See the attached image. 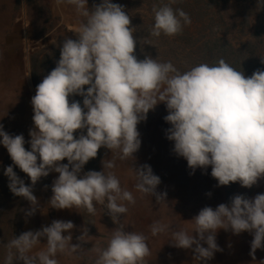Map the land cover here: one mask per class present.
I'll use <instances>...</instances> for the list:
<instances>
[{
	"label": "clouds",
	"instance_id": "obj_1",
	"mask_svg": "<svg viewBox=\"0 0 264 264\" xmlns=\"http://www.w3.org/2000/svg\"><path fill=\"white\" fill-rule=\"evenodd\" d=\"M175 2L168 0L153 8L150 35L174 36L190 23L187 13L170 6ZM53 3L57 10L72 6L83 20L78 23L76 39L63 40L55 67L36 85L30 98L33 128L28 133L29 150H25L22 134H7L0 125V146L30 181L26 186L9 165L3 172L7 187L14 196L29 202L32 208L26 215L30 216L37 206L32 185L50 171L58 173L51 185L49 207L82 208L94 215L99 205L118 225L106 247L93 249L94 264H146L151 254L147 237L124 231L121 223L127 212L124 202L134 203L133 196L110 171L116 160L129 161L139 149L137 124L163 103L167 112L163 120L169 125L165 138L189 169L210 166L217 186L238 182L249 188L264 176V70L246 77L222 58L183 72L171 62L148 56L138 60L133 28L120 5L111 0H100L92 8L87 7V0ZM257 4L264 5V0ZM72 96L82 99L69 102ZM102 147L111 152V158L102 161L103 170L80 175ZM62 160L67 163L61 164ZM133 171L136 191L164 201V194L155 192L160 180L149 165ZM73 227L71 221L53 220L37 231L13 237L6 245L4 264H57L58 253L70 255L81 247L70 243ZM167 228L156 221L149 225V234L156 237ZM218 229L251 233L249 254L254 259L255 251L264 247V193L251 199L235 195L215 209L203 207L192 218L190 228L172 231L169 239L176 248H191L195 264H200L219 250L215 243ZM86 236L84 228L77 240L85 242ZM42 238L46 243L38 249Z\"/></svg>",
	"mask_w": 264,
	"mask_h": 264
},
{
	"label": "rangeland",
	"instance_id": "obj_2",
	"mask_svg": "<svg viewBox=\"0 0 264 264\" xmlns=\"http://www.w3.org/2000/svg\"><path fill=\"white\" fill-rule=\"evenodd\" d=\"M99 2L100 0H87V7L92 8ZM111 2L120 5L129 16V26L133 28V37L136 41L134 50L138 49V60L148 56L156 58L159 62L189 63L182 50L176 48L175 44L174 46L170 44L171 36L161 34L159 37H154L150 35L154 8L152 2L149 0H111ZM238 4L236 0L229 1L226 10L222 11L227 23V31L223 33L215 29L217 35H224L223 38L228 40L231 46L232 44L237 45L244 33L249 30L241 27L242 33H240L237 28L234 30L230 25L237 18ZM82 20L83 18L76 15L72 6L64 5L57 10L53 0H0V125L7 134H22L25 140V150H29L28 133L33 128L30 98L35 94V87L31 78V56L33 54L43 55L50 52L51 48L60 50L64 39H76V29ZM173 47L175 51H171ZM48 73L40 71L39 81L41 82ZM73 99L75 96L70 97L69 102ZM76 135L77 133H74V137ZM104 150L103 147L98 149L96 157L89 159L82 167L80 175L90 170L98 172L103 170ZM60 163L65 164L67 161L62 160ZM9 165L13 167L17 177L23 179L25 185L28 186L29 178L12 163L6 149L0 146V183L3 187L5 186L9 194L13 195L7 187V177L3 174L4 168ZM57 176L58 173L50 171L47 176L41 177L32 185V194L36 197L37 206L30 216L26 213L31 210L32 206L27 200L21 197L0 195V221L7 223L13 218L12 214L18 208L15 226L19 230V235L26 231L34 232L41 229L43 217L39 216L40 213L45 212V215L49 213L51 222L53 220L71 221L74 227L71 230L70 243H80L81 247L70 255L58 253L57 264H64L65 259L69 263L70 256L71 264H94L96 253L93 249L106 247L113 229L118 225L113 224L107 211L99 205L96 206L94 215L82 208L53 209L49 207L48 200L52 195L51 185ZM200 179V191L193 194V197L203 206L213 209L221 203L228 204L235 195H243L251 199L259 193H264V176L249 188L241 187L238 182H230L227 186H217L216 180L213 183L211 178L210 188H207L204 178ZM137 195L138 198L134 199L137 207L134 210L136 214H141V222L136 226L129 224L127 209L126 214L121 217L124 231L130 232L133 227H136L138 233L146 234L149 244L160 245V249L165 250L168 244L173 245L172 241L169 242L172 231L181 227L190 228L191 223L189 224L188 221L180 225V220L176 222L175 217L172 219L175 210L168 207L169 203L163 200L157 202L155 196L150 195H146L147 200L144 201L142 195L145 194ZM124 203L127 208L128 203ZM134 210L130 212L131 215ZM156 221L168 225V228L152 238L149 234V225ZM44 225L48 226L49 223ZM84 228H87L88 236L85 237V242H80L77 237L81 235ZM67 234L62 233V235ZM193 236L195 237V233ZM251 239L252 235L249 232L233 234L230 229L227 231L218 229L215 233V243L219 250L215 251L210 259L201 261L200 264H260V261L264 260V247L255 251L253 259V256L249 254ZM40 243L38 249H43V240ZM200 243L202 247H207L203 241ZM192 247L194 248L195 245ZM178 254L177 256L170 254L172 257L151 258V264H190L188 257L194 253L190 248L181 249ZM185 254L189 256L185 257ZM5 255L4 253L0 257V264L4 263Z\"/></svg>",
	"mask_w": 264,
	"mask_h": 264
},
{
	"label": "trees",
	"instance_id": "obj_3",
	"mask_svg": "<svg viewBox=\"0 0 264 264\" xmlns=\"http://www.w3.org/2000/svg\"><path fill=\"white\" fill-rule=\"evenodd\" d=\"M229 1L232 0H176L170 5L173 10L177 8L183 10L190 18V23L183 26L180 33L170 38V44L172 46L175 44L176 48L182 50L186 59L189 60V63H172L181 72L199 63L214 64L221 58L246 77L253 71L264 70V64L261 63V58H264V5H258L257 0H236L239 3L237 18L230 25L234 30L237 28L240 33H242L241 27L249 30L244 33L237 45L231 46V43L223 38L224 35H217L215 30L223 32L228 29L222 11L226 10ZM149 2H152L155 8H159L168 0H149ZM171 51H175V47ZM137 53L136 48L134 50L136 58ZM58 59L59 50L54 48L43 55L31 56V78L34 87L40 83V71L50 72ZM81 99L75 96L74 100ZM0 186L2 197H17L9 194L1 183ZM17 213L18 208L13 212V218L8 219L7 223L0 221V257L7 253L8 241L19 236V230L15 226ZM13 264H19V262L14 261Z\"/></svg>",
	"mask_w": 264,
	"mask_h": 264
},
{
	"label": "crops",
	"instance_id": "obj_4",
	"mask_svg": "<svg viewBox=\"0 0 264 264\" xmlns=\"http://www.w3.org/2000/svg\"><path fill=\"white\" fill-rule=\"evenodd\" d=\"M167 114L166 108L163 103L157 104L153 110L147 113L146 119L139 122L136 126L139 133L140 146L139 149L133 154V159L129 161H115V167L111 169L120 182L122 189L131 192L133 199H137L138 191L135 190L134 185L136 183L134 171L136 168L142 165H149L152 173L159 177L160 183L157 185L155 192L157 194H164V201L169 203L168 207L174 209L173 217L175 221L180 220V225H184L187 221L189 224L194 217L198 214L199 210L205 206L198 200H195L193 194L200 191L201 179L206 181V187L210 188V178L212 182L215 179L211 177L210 166L205 169L197 168L195 171L187 167L186 161L175 155L172 151V142L165 138V130L169 127L163 120V117ZM105 161L111 158V152L107 149L104 150ZM103 152V153H104ZM101 168L99 165H97ZM133 169V170H132ZM210 192V191H209ZM134 194V195H133ZM143 200H147L146 195H142ZM196 201V203H194ZM189 203V205H188ZM137 206L134 203L127 204L128 209V223L136 226L141 222V214H136L135 208ZM133 212L131 215L130 212ZM48 213V212H47ZM39 216L43 217L42 223H51V215L48 213H40ZM139 220V222H136ZM174 221V220H173ZM175 222V223H176ZM131 231L137 232V228L133 227ZM146 236L145 233H142ZM147 237V236H146ZM154 238V237H152ZM44 244L46 243L45 239ZM171 242V240H169ZM148 243V240H147ZM150 249V256L146 258V263L151 264V258L172 257L179 255L181 249L174 247L172 244H168L164 249H160L161 246L151 245L148 243ZM172 254V256L170 255ZM189 254H185V257ZM190 264H195L194 254L190 257ZM64 264H71V256L69 257V263L64 260Z\"/></svg>",
	"mask_w": 264,
	"mask_h": 264
}]
</instances>
